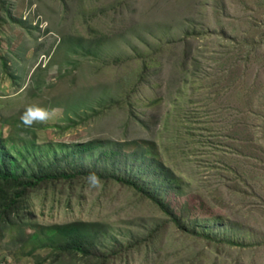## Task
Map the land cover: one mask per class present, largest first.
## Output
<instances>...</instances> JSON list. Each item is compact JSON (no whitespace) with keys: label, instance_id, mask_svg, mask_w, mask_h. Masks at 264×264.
Returning a JSON list of instances; mask_svg holds the SVG:
<instances>
[{"label":"rangeland","instance_id":"rangeland-1","mask_svg":"<svg viewBox=\"0 0 264 264\" xmlns=\"http://www.w3.org/2000/svg\"><path fill=\"white\" fill-rule=\"evenodd\" d=\"M33 103L55 115L25 128ZM4 156L131 176L178 222L133 186L34 190L0 264H90L73 222L109 264H264V0H0Z\"/></svg>","mask_w":264,"mask_h":264},{"label":"trees","instance_id":"trees-1","mask_svg":"<svg viewBox=\"0 0 264 264\" xmlns=\"http://www.w3.org/2000/svg\"><path fill=\"white\" fill-rule=\"evenodd\" d=\"M89 146L90 145H85L84 148L88 149L87 147ZM7 159L8 158L4 156L0 160V216L5 218L10 217L23 208L28 195L34 190L60 189L61 192L67 189L71 192H75L78 188L83 190V186L87 182L86 177L92 172L98 174L102 182H105L103 183L104 188H106V184L109 183L119 184L121 186H133L138 192L159 203L171 220L176 218L174 212L161 204L155 190L146 184L139 183L131 176L94 170H76L73 172L57 170H43L31 173L26 171L17 172L7 165ZM173 221L178 222V219L176 218ZM159 226L155 228L150 235L153 236L154 233L158 232ZM56 229L57 230L53 234L62 237L61 243L59 244L60 252H66L76 256L79 253L78 250H82L85 254L84 257H86L90 264L110 263L113 253H105V251L94 246L93 242L96 238H94V235H91L87 223H66L57 226Z\"/></svg>","mask_w":264,"mask_h":264},{"label":"clouds","instance_id":"clouds-1","mask_svg":"<svg viewBox=\"0 0 264 264\" xmlns=\"http://www.w3.org/2000/svg\"><path fill=\"white\" fill-rule=\"evenodd\" d=\"M54 115L55 109L33 103L24 108L20 116V122L25 128H31L34 124L47 123ZM86 181L91 188H99L102 185L101 177L95 172L89 173Z\"/></svg>","mask_w":264,"mask_h":264}]
</instances>
